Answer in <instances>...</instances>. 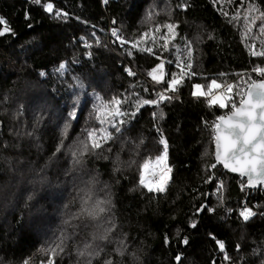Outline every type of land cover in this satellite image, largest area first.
Instances as JSON below:
<instances>
[{
	"label": "trees",
	"instance_id": "obj_1",
	"mask_svg": "<svg viewBox=\"0 0 264 264\" xmlns=\"http://www.w3.org/2000/svg\"><path fill=\"white\" fill-rule=\"evenodd\" d=\"M261 13L264 0H0V31L10 28L0 35V264H264V187L248 188L213 156L215 123L231 104L192 95L215 79L234 86L238 104L264 79L253 72L264 68L253 55L264 52ZM111 17L123 39L112 47ZM166 24L176 25L167 50ZM180 61L195 75L172 92ZM161 93L171 99L142 103ZM114 97L125 101L120 132L95 118ZM101 127L113 139L84 152ZM161 140L171 179L148 191L140 165ZM97 200L110 201L107 211L88 215Z\"/></svg>",
	"mask_w": 264,
	"mask_h": 264
},
{
	"label": "snow or ice",
	"instance_id": "obj_2",
	"mask_svg": "<svg viewBox=\"0 0 264 264\" xmlns=\"http://www.w3.org/2000/svg\"><path fill=\"white\" fill-rule=\"evenodd\" d=\"M48 11H52L53 5L49 3L47 6ZM59 15V13H57ZM247 18V17H245ZM259 19H264V13L260 14ZM255 22V20H253ZM3 18H0V24H4ZM164 27L167 29V33L161 36L164 40L163 47L165 50L168 49L170 40L175 39V27L174 24H166ZM261 31L264 32V23L260 25ZM10 31L9 27H4L0 31V35ZM117 30H113V35H116ZM156 31H160L158 27ZM250 31V29H249ZM168 34H171L170 36ZM147 36V33L144 34ZM143 39V37H142ZM155 37H153V41ZM147 52H152V48L144 49ZM187 51L191 52L190 46L187 47ZM253 55L264 57V52H254ZM178 68L181 69L179 75L173 73L171 74V79L167 81L168 89L175 92L179 85L183 83L185 75H195L191 72V63H184L180 61L176 64ZM63 67V65H61ZM164 68V61L157 64L150 73L154 81H161L164 79V74L161 71L157 74L158 70ZM187 69V71H186ZM253 72H259L264 76V68H255ZM130 75H135V73L129 70ZM223 75V74H221ZM205 87L207 91H205ZM194 91L192 95L194 97H209V104L214 106H219L220 108H226L231 104L233 109L232 114L225 118L224 116L218 117L221 123L215 125L216 129V160L223 163L224 168H230L232 172H239L242 176H246L248 184H253V178H257L260 181H264V80L260 83L253 82L248 85L247 99L240 97L239 107H237L234 97L238 96L239 93H234L232 84H220L217 80L213 79L208 85L195 84L193 86ZM227 93V95H225ZM165 99H171L170 96H166L165 93L159 94L156 100H143L144 105L148 104H158L160 101ZM125 101L119 98H113L112 101L104 103L98 106L95 118L100 122L101 125L108 123L112 126L115 132H120V127L118 125H123L126 123L124 120H117V117L124 115L121 111L122 104ZM70 118H75L76 113H69ZM67 127V126H66ZM113 139L112 133L101 128H93L87 132V141L83 145L84 152L92 149H100L103 147L104 143L108 140ZM160 143L163 145V151L160 155L155 157L154 167L152 168L151 174L149 175L150 164L149 160H145L142 165H140L141 171L139 176V184L148 191H165V188L171 179L170 173L172 172L171 167L168 166V145L166 140H161ZM75 155V153H73ZM216 165H212L214 168ZM158 169V171H157ZM155 176L157 179H152ZM90 198V197H89ZM87 203V201H85ZM110 201L97 200L92 209H85L84 211L94 217H98L100 214L105 213L107 209L103 206L108 204ZM241 215L245 220H248L251 215H254L250 208L245 207L241 212ZM194 226V225H193ZM106 238V237H104ZM186 242V241H185ZM219 243V247L223 249V243ZM88 246H86L87 249ZM57 250L63 251L61 244H57L55 248H52L53 257L58 254ZM98 252H87L88 256L98 255ZM85 255V253H81ZM180 261L181 257L178 255L175 258ZM27 264V262H25ZM48 264H54V259L50 258ZM110 264V262H109Z\"/></svg>",
	"mask_w": 264,
	"mask_h": 264
},
{
	"label": "rangeland",
	"instance_id": "obj_3",
	"mask_svg": "<svg viewBox=\"0 0 264 264\" xmlns=\"http://www.w3.org/2000/svg\"><path fill=\"white\" fill-rule=\"evenodd\" d=\"M103 2H105V4H106V1H103ZM111 20H112V24H111V26H112V30H107L106 31V41H105V43H106V45H108V46H110V47H112V44L113 43H118L119 41H121V40H123L122 39V37H121V35H120V33H119V29H118V26H117V23H116V21H115V19H114V17H111ZM117 30L116 31V35H113V30ZM90 50L91 49H88L87 50V53H89L90 52ZM90 55V54H89ZM8 59H10V58H8ZM130 69H132V72L134 73H140L139 72V70L138 69H136V68H132V67H130ZM141 74V73H140ZM225 84V83H224ZM229 84H231V83H229ZM153 85L155 86V87H157V85L153 82ZM223 85V84H222ZM157 89L159 90L160 88H158L157 87ZM206 98V97H205ZM162 151H163V149H161ZM162 151L160 152V153H158L156 156H158V155H160L161 153H162ZM156 156H154L152 159H150L149 161H151L152 163L150 164V168H149V170H148V172H149V175L151 174V171H152V168L155 166L154 165V161H155V157ZM168 166L169 167H171L169 164H168ZM12 175H14V172H11V176ZM152 179H155L153 176L151 177ZM147 189V188H146Z\"/></svg>",
	"mask_w": 264,
	"mask_h": 264
},
{
	"label": "water",
	"instance_id": "obj_4",
	"mask_svg": "<svg viewBox=\"0 0 264 264\" xmlns=\"http://www.w3.org/2000/svg\"><path fill=\"white\" fill-rule=\"evenodd\" d=\"M262 80H264V79H257V80L254 81V82H255V83H260ZM252 83H253V82H250L249 85L252 84ZM247 91H248V86L246 87L245 91H243V92H244V94H243V98H245V99L248 98V97H247ZM237 107H239V103L237 104ZM232 111H233V109L230 110L229 113L224 114V115H222V116H224L225 118H227L228 116H230V115L232 114ZM220 117H221V116H220ZM217 123H221V122L217 119ZM217 123H216V124H217ZM215 136H216V129H215V127H214V130H213V147H212V148H213V156H214V160H215L216 162H218V161L216 160V151H217V148H216V140H215ZM219 163H221V165H222V167H223V163H222V162H219ZM223 168H224V167H223ZM224 169H225L226 171H228L229 173H231V174L233 173V174H236V175L241 176V177L245 180V182H246V184H247V187L250 188V189L257 188L258 186H260V184H262V185H263L262 187H264V181H260V180H258L257 178H255V176H254V178H253V184H252V185H249L246 176H242L239 172H232L230 168H224Z\"/></svg>",
	"mask_w": 264,
	"mask_h": 264
},
{
	"label": "built area",
	"instance_id": "obj_5",
	"mask_svg": "<svg viewBox=\"0 0 264 264\" xmlns=\"http://www.w3.org/2000/svg\"><path fill=\"white\" fill-rule=\"evenodd\" d=\"M111 24H112V20L110 19V20H109V27L107 28L108 30H112V29H111V28H112ZM88 47H89V46H88ZM87 56H89V53H87ZM256 75L259 76L260 73L257 72ZM244 91H245V90H244ZM243 94H244V92H243ZM243 94H242L241 97H243ZM208 98H209V97H208ZM206 99H207V97H206ZM215 125H216V123H215ZM214 127H215V126H214ZM157 171H158V169H157ZM153 177H154L155 179H157V177H155V176H153Z\"/></svg>",
	"mask_w": 264,
	"mask_h": 264
}]
</instances>
